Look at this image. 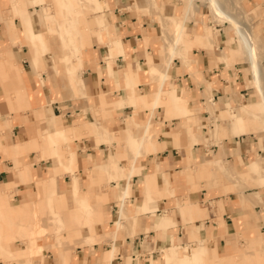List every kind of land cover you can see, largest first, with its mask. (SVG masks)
<instances>
[{
  "label": "crops",
  "instance_id": "0c3cea01",
  "mask_svg": "<svg viewBox=\"0 0 264 264\" xmlns=\"http://www.w3.org/2000/svg\"><path fill=\"white\" fill-rule=\"evenodd\" d=\"M53 1L0 0V264H264V0Z\"/></svg>",
  "mask_w": 264,
  "mask_h": 264
},
{
  "label": "rangeland",
  "instance_id": "374dc122",
  "mask_svg": "<svg viewBox=\"0 0 264 264\" xmlns=\"http://www.w3.org/2000/svg\"><path fill=\"white\" fill-rule=\"evenodd\" d=\"M153 1V0H152ZM183 1V6H185V2L187 1V0H182ZM205 1H207V0H198L197 2H196V5H197V3L198 2H205ZM218 1V3L219 2H222L221 0H217ZM226 1H228V2H231L232 1V13H234V14H238V16L240 17L241 16V10H242V5L240 4V2H241V0H226ZM208 2V1H207ZM186 3H188V2H186ZM46 7H48V10L47 11H51L52 9L55 11V17H56V19H57V21L58 22H60V23H64L63 21L66 19V12H67V10H66V8L64 7V8H59V6H57V4L52 0V3H51V5H45ZM237 8V9H236ZM237 11H240V12H237ZM243 11V10H242ZM248 11L249 10H244V18H245V20L248 22V23H250V25L249 26H251L252 27V24H251V16L250 15H252L253 13L252 12H250V13H248ZM93 12V10H91V9H85V14L84 13H81V14H83V15H81L80 16V19L82 20L84 17H89V16H91V13ZM75 17H77V16H74V18ZM70 18V17H69ZM242 18V17H241ZM76 19H79V16L76 18ZM76 19H75V21H76ZM222 20V19H221ZM237 36V35H236ZM74 41H76V40H74ZM74 41H72V42H70L68 45H66L65 46V48H69L68 46H71L73 43H74ZM254 42H255V44H256V47H258L257 49L258 50H261V52H262V47H263V45H261L262 44V42H261V44H260V42H259V40H257V39H254ZM76 45L79 47V50H80V45H79V39L77 40V42H76ZM262 46V47H261ZM60 48H61V45H60ZM246 49V48H245ZM69 50V49H68ZM67 54H68V52H66ZM79 53H80V51H78L77 52V54L79 55ZM263 53V52H262ZM71 56H73L71 53H69V55H67L66 56V58L70 61V62H72L71 60H70V57ZM74 60H76V59H74ZM86 70H84V72H85ZM83 72V73H84ZM263 72H264V70H263ZM83 73H82V75H83ZM263 77H264V73H263V75H262V80H264L263 79ZM248 83V82H247ZM256 97H253L252 99H255ZM69 101V104L68 103H66V102H64V101ZM82 100H83V98H78V97H75V96H69V97H66L65 98V100H63V102H60V105H61V107L63 108V112L66 110V109H70V112H74L75 110V107H82L83 106V102H82ZM81 102V103H80ZM80 103V104H79ZM69 106V107H68ZM70 106H72V107H70ZM82 110H84L85 111V107H83V109ZM240 111V109H238V111L236 112V114L238 113ZM92 114H93V112H92ZM258 117H260L259 119V121H260V123H261V126H260V130H264V113L262 114V115H260V116H258ZM234 118V117H233ZM258 130V129H257ZM246 131H256L254 128H253V124H252V127L250 128V129H248V130H246ZM79 138V137H78ZM254 138H257V136H254ZM262 143L264 144V131H263V135H262ZM150 142H152V140L150 141ZM209 142H212V141H209ZM264 146V145H263ZM212 156V153H210V156L209 157H211ZM263 159H264V157H263ZM263 162H264V160H263ZM221 170V169H220ZM220 170L218 171V169H215V172H214V174H212L211 176H213V177H216V175H218V173H223V172H220ZM253 174H257V172H254L253 171ZM231 176H232V174H230ZM232 179L235 181V185H232V189H235L236 187H249V188H251V187H253V186H250L248 183L249 182H243V181H239L238 179H236L235 177H233L232 176ZM256 183V182H255ZM257 184V183H256ZM6 202H8V203H10L9 201H8V199H7V201ZM66 202H68V200H66ZM2 220H4V219H2ZM26 221H27V219H26ZM29 222H30V220H29ZM4 224V223H3ZM3 227V226H2ZM30 228H32L31 226H29ZM4 229V228H3ZM20 229V228H19ZM2 229L0 228V231H1ZM38 230V229H37ZM60 230L61 229H56V232L54 233V231H51V234H54V236H56V237H59L60 236ZM41 232H43V233H45L44 235L46 236V237H48V236H50L49 234H48V232H47V227L46 228H44V230H40ZM2 232V231H1ZM53 232V233H52ZM32 235H34V231H33V233L32 232H30L29 233V235H28V237L30 236H32ZM3 236H4V233H0V243L2 242V240H3ZM16 236L17 237H20L19 236V234H14L13 235V237L14 238H16ZM36 238V237H35ZM22 241H24L23 240V238H21L20 237V239L19 238H17V239H14V243L13 242H11L10 244H8V246L7 247H5V249L7 250V249H9V250H11L12 252H10V253H1L0 254V260H2V261H8V262H10L12 259L10 258V256H17V255H20V253H18V252H20V247H18V246H16V245H22L23 244V242ZM26 241V240H25ZM72 245H76L78 242H76L75 244L73 243V242H70ZM14 244H16V245H14ZM250 246H252L253 248H254V242H253V240H250V241H248L247 243H246V245L244 246V249L245 248H248V247H250ZM45 248H47V249H50L49 247H45ZM43 251L40 249V253H42ZM23 256H25L26 255V257H28L29 256V258L30 257H32V254L31 253H29L28 251H24L23 253H21ZM28 255V256H27ZM16 258V257H15Z\"/></svg>",
  "mask_w": 264,
  "mask_h": 264
},
{
  "label": "bare ground",
  "instance_id": "6f19581e",
  "mask_svg": "<svg viewBox=\"0 0 264 264\" xmlns=\"http://www.w3.org/2000/svg\"><path fill=\"white\" fill-rule=\"evenodd\" d=\"M73 1L74 0H59V4L66 6V5L73 4ZM76 1L78 3H84L85 1H89V0H76ZM197 1L198 0H187L186 1V2H188L187 5H189V6H187L188 11H191L193 5L196 4ZM207 1H209L208 3L209 4L211 3L212 6L215 8V12L219 11V13H220L221 10L219 8V4H218L217 0H207ZM187 8H186V10H187ZM214 8H212V9L214 10ZM223 13H224V10H223ZM172 22H171V24H173ZM232 23L234 24L235 28L243 35V37H242L243 38V42H244L243 44H244V46L246 48V52L249 53L248 54L249 55L248 59H250V61L252 63V75H253V80H254L252 83L255 84V87L257 86L258 90L260 91V93H261L260 96H261V99H262V103L264 105V93H263V90H262V87H261V84H260V82L262 80V75H263L264 72H263V69L260 67V64H259V58L258 57H259L260 53H258V51H257L258 47H256V44H255L253 38L250 36L249 29L247 27H244V24L240 25V23L237 22L234 19L233 16H232ZM180 27H182V26L180 25ZM180 27H179V25H175V27H174L175 32L177 31L179 33ZM74 35H75V31H74L73 27H61L60 30H59V36L61 37V39L62 38L63 39L67 38V39L71 40L74 37ZM178 37L179 36H177V38ZM175 44H177V42H175ZM167 67H168V63H167ZM150 72H151L152 75L158 76V78L160 76V80L161 79L163 80L165 78V73H164L165 71L162 72V71L158 70L156 67H152ZM263 79H264V77H263ZM159 89H160V87H159ZM242 120H243V118H242ZM144 140H145L144 136L140 137L139 141H137V144H136V147H135V151H137L142 146V143H143ZM133 154H134V158H135L136 157V152H134ZM256 171L257 170L255 169L254 172H256ZM257 173L258 174H254V175L255 176H257V175L263 176L262 185H264V169L259 170ZM48 205L50 207V203Z\"/></svg>",
  "mask_w": 264,
  "mask_h": 264
}]
</instances>
